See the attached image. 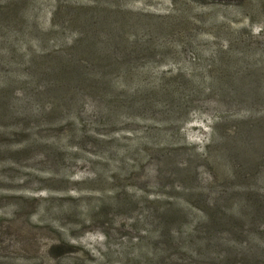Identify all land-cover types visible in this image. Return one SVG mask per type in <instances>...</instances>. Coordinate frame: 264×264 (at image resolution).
<instances>
[{"label": "rangeland", "instance_id": "374dc122", "mask_svg": "<svg viewBox=\"0 0 264 264\" xmlns=\"http://www.w3.org/2000/svg\"><path fill=\"white\" fill-rule=\"evenodd\" d=\"M0 264H264V0H0Z\"/></svg>", "mask_w": 264, "mask_h": 264}, {"label": "trees", "instance_id": "16d2710c", "mask_svg": "<svg viewBox=\"0 0 264 264\" xmlns=\"http://www.w3.org/2000/svg\"><path fill=\"white\" fill-rule=\"evenodd\" d=\"M213 64H227V60L224 59L223 56H220L219 58H213ZM250 62V61H249ZM243 63V59L242 58H237V64H242ZM53 64H59L58 62L53 63Z\"/></svg>", "mask_w": 264, "mask_h": 264}]
</instances>
